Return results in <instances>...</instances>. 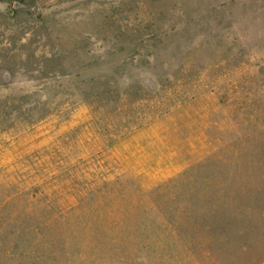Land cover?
I'll return each instance as SVG.
<instances>
[{"label": "rangeland", "instance_id": "rangeland-1", "mask_svg": "<svg viewBox=\"0 0 264 264\" xmlns=\"http://www.w3.org/2000/svg\"><path fill=\"white\" fill-rule=\"evenodd\" d=\"M0 264H264V0H0Z\"/></svg>", "mask_w": 264, "mask_h": 264}]
</instances>
